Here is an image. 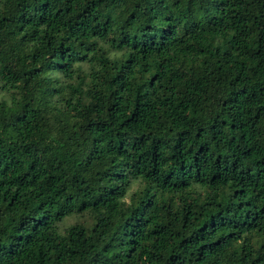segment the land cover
<instances>
[{
	"label": "trees",
	"instance_id": "trees-1",
	"mask_svg": "<svg viewBox=\"0 0 264 264\" xmlns=\"http://www.w3.org/2000/svg\"><path fill=\"white\" fill-rule=\"evenodd\" d=\"M0 264H264V0H0Z\"/></svg>",
	"mask_w": 264,
	"mask_h": 264
}]
</instances>
